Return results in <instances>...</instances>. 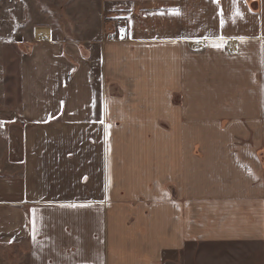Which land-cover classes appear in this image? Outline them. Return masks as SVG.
Masks as SVG:
<instances>
[{
  "label": "crops",
  "instance_id": "1",
  "mask_svg": "<svg viewBox=\"0 0 264 264\" xmlns=\"http://www.w3.org/2000/svg\"><path fill=\"white\" fill-rule=\"evenodd\" d=\"M87 2L0 103V264H264V0Z\"/></svg>",
  "mask_w": 264,
  "mask_h": 264
},
{
  "label": "rangeland",
  "instance_id": "2",
  "mask_svg": "<svg viewBox=\"0 0 264 264\" xmlns=\"http://www.w3.org/2000/svg\"><path fill=\"white\" fill-rule=\"evenodd\" d=\"M87 1L0 0V103L18 105L19 56L36 43L32 31L47 27L61 37L80 35L90 12Z\"/></svg>",
  "mask_w": 264,
  "mask_h": 264
},
{
  "label": "built area",
  "instance_id": "3",
  "mask_svg": "<svg viewBox=\"0 0 264 264\" xmlns=\"http://www.w3.org/2000/svg\"><path fill=\"white\" fill-rule=\"evenodd\" d=\"M116 24L118 27V32L116 34H111L109 38H117L118 36H126L129 33V26L127 21L124 18H117L116 19Z\"/></svg>",
  "mask_w": 264,
  "mask_h": 264
},
{
  "label": "snow or ice",
  "instance_id": "4",
  "mask_svg": "<svg viewBox=\"0 0 264 264\" xmlns=\"http://www.w3.org/2000/svg\"><path fill=\"white\" fill-rule=\"evenodd\" d=\"M173 12H174V14H179V11L178 10H173ZM237 15H241V13L239 12V10H237ZM241 39H243V38H241ZM216 47H222L223 45L222 44H217V45H215ZM101 123H103V121H101ZM109 127H110V125H109ZM69 207H76L77 205H75V204H72V205H68ZM81 207H84L85 205H80ZM33 211V238H35V212H36V210L35 209H33L32 210Z\"/></svg>",
  "mask_w": 264,
  "mask_h": 264
}]
</instances>
